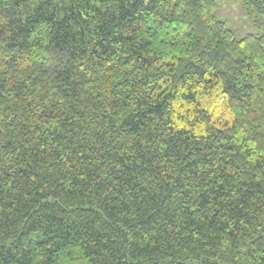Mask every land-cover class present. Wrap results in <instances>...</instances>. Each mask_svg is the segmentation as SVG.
<instances>
[{"label":"trees","instance_id":"1","mask_svg":"<svg viewBox=\"0 0 264 264\" xmlns=\"http://www.w3.org/2000/svg\"><path fill=\"white\" fill-rule=\"evenodd\" d=\"M0 0V264H264V0Z\"/></svg>","mask_w":264,"mask_h":264},{"label":"rangeland","instance_id":"2","mask_svg":"<svg viewBox=\"0 0 264 264\" xmlns=\"http://www.w3.org/2000/svg\"><path fill=\"white\" fill-rule=\"evenodd\" d=\"M215 15L226 21L237 38L260 34L255 26V12L240 0H215Z\"/></svg>","mask_w":264,"mask_h":264}]
</instances>
